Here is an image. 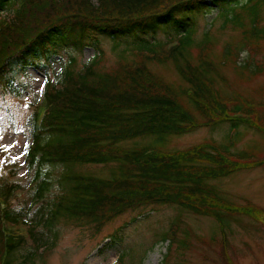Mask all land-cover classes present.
I'll list each match as a JSON object with an SVG mask.
<instances>
[{
    "label": "trees",
    "instance_id": "16d2710c",
    "mask_svg": "<svg viewBox=\"0 0 264 264\" xmlns=\"http://www.w3.org/2000/svg\"><path fill=\"white\" fill-rule=\"evenodd\" d=\"M263 7L264 0L243 4L237 0H0V16L10 15L0 17V98L15 94V85L21 84L17 76L27 68L48 79L42 105L33 107L26 123L28 144L22 165L27 184L14 182L3 175L6 171L0 174V264H45L60 238L61 225L88 227L98 234L128 212L158 205L212 218L222 228L232 216L263 223V209L237 206L209 184L264 166V159L251 160L246 152L230 156L228 146L235 139L229 137L228 146L202 143L173 152L118 146L140 136L184 135L222 123L264 134L260 116L264 106L235 89L231 95L222 91L218 82L227 84L226 78L202 47L207 38L196 45L190 20L214 8L220 14L230 8L235 12L230 22L241 28L236 9L255 23ZM165 30L178 36L175 44L146 42V52H138L137 61L108 71L99 70L97 62L76 70L77 55L68 53L69 44L81 54L98 36L115 38L133 32L153 36ZM259 38H264V28L244 32V40ZM195 46L199 53L194 58ZM232 52L227 49L224 59ZM63 54L64 70L55 82L50 79V64L56 56L63 59ZM168 63L183 87L150 68ZM84 164H111L117 175L103 179L73 171ZM26 187L30 201L19 205L17 192L25 193ZM180 218V214L175 217L171 232L161 237L170 238L182 251L187 249L189 233L184 229V238H177ZM120 230L111 237L117 238ZM222 254L227 264L225 246ZM122 261L123 256L116 262Z\"/></svg>",
    "mask_w": 264,
    "mask_h": 264
},
{
    "label": "rangeland",
    "instance_id": "374dc122",
    "mask_svg": "<svg viewBox=\"0 0 264 264\" xmlns=\"http://www.w3.org/2000/svg\"><path fill=\"white\" fill-rule=\"evenodd\" d=\"M237 1L243 4L246 0ZM247 8L250 9L249 6ZM220 13L221 10L214 8L203 15L190 17L194 21L193 38L196 45L200 46L203 38L209 41L204 42L202 47L220 74L226 78L227 84L218 82L224 93L231 95L235 89L264 106V38L244 40V32L247 30L253 27L264 28V7L255 23L250 22L245 11L236 9L243 25L241 28L230 22L235 15L230 8L224 14ZM0 17L9 18V12ZM90 40L92 46H85L81 54H78L75 46L68 45V53L77 55L76 70L97 62L99 70L108 71L120 63L137 61L138 54L146 52V42H165L170 46V43L177 42L178 36L165 30L157 31L153 36L133 32L115 38L98 36ZM199 46L192 47L194 58L199 53ZM227 49L234 50V54L224 59ZM65 57L63 54V60L56 56L51 62V80L55 78V82H59ZM150 68L167 82L183 87L172 63L150 64ZM17 79L22 86L20 83L15 85V94L0 98V174L6 171L3 175L11 176L14 182L26 185L27 172L24 165H21L28 144V128L25 123L33 112L34 100L42 96L46 78L43 73L30 67L18 75ZM184 102L188 104V99L184 98ZM260 116L264 117V107ZM229 137L236 141L233 146H228ZM202 143L227 145L230 156H233L230 153L237 155L246 152L251 160L264 159V134L244 126L235 130L230 123L184 135L140 136L123 141L118 146L173 152ZM73 171L103 179H112L117 175L116 166L111 164L76 165ZM14 172L16 174L12 176ZM209 184L223 198L237 206L264 210V166L237 171L225 178L211 180ZM26 190L27 187L25 193L17 192L19 205L24 202L27 205L30 201ZM176 208L174 205H158L128 212L105 225L98 234L88 227L61 225L60 238L56 247L46 256L45 264H116L121 256L122 264H162L165 259L167 264H226L227 260L222 254L223 246L230 259L227 264H264V221L261 223L247 216H232L222 228L212 218L189 212L179 213ZM179 214L181 223L177 238H184V229L189 233L187 249L182 251L178 250L177 243L170 238L163 241L161 237L164 232H171L172 221ZM20 228L25 233V227ZM118 229H121L119 236L111 237Z\"/></svg>",
    "mask_w": 264,
    "mask_h": 264
}]
</instances>
